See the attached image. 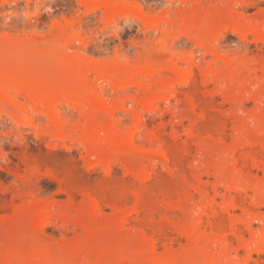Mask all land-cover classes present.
<instances>
[{
    "label": "rangeland",
    "instance_id": "obj_1",
    "mask_svg": "<svg viewBox=\"0 0 264 264\" xmlns=\"http://www.w3.org/2000/svg\"><path fill=\"white\" fill-rule=\"evenodd\" d=\"M76 1L77 0H0V37L2 39V41L0 39V55L5 52L6 54L4 53L2 56H6L10 61L11 59L15 61L18 60L19 57L25 60V57L23 58L22 56H25L26 54V57L28 56L32 59L27 58V60L33 61L35 59H39L40 57L43 58L45 55L42 54L53 56L56 51L57 54L64 53L61 55L65 56L66 59L80 57L81 59L88 61L86 63L88 66L99 62L104 64L109 60L117 58V62L120 64L117 63L118 65H114L115 67L113 70H116V66L121 67L122 70L124 69L122 66L126 67L127 65L134 70L138 66L140 67V64L142 66V64L144 65L146 63L149 67L158 69L157 72L159 71L160 73L158 72V74L161 75L163 74L162 66L164 67L166 62L168 63L169 61L177 58H186L194 55L196 60H194L191 64V68L187 64H179L181 68V75L187 68L192 70L193 76L191 84L183 87L177 86L179 91L178 95L175 100H171L170 104L164 102L159 104V109L165 115L164 118L159 119L153 112H151V110L149 111L146 109L147 111L144 113L143 119L144 124L139 130L140 133H137L134 138V146L137 151L132 156L127 155L128 157H124L126 155H123L122 157V155H119L121 154L119 151H115V153L112 154V157H110V159H113V163L111 160V173L109 175H106L105 173V165L102 160L99 159L98 161V158H100L99 156L91 158L92 156L90 157V155H87L86 146H83V142H80L84 139L83 133H85L90 126L93 127V124H102L101 126H103L104 124L112 125V123H114L113 127H115V131L117 130V133L118 130L119 132H124L127 129L129 130L133 124V110L141 111L142 105L145 107L148 102V100H144L149 94L140 91L138 87L142 86L143 82V85L145 83L147 84V82L150 83L149 81H151V79V83H155L157 80L159 81L160 78L162 79L163 76H158V74L153 76L154 81L153 78L148 79L149 77L146 79L145 77H138L137 79L135 77L133 79H129L130 77L115 76L116 78L113 80L117 79L118 82L121 80L122 82H125L126 79V82H128V80L133 82V86L131 85L126 91H120L119 93H114V90L112 91L111 84L107 82V77L104 78L102 75V77H97V75L95 76L91 74L90 77H87L90 83L88 80H85L88 82L87 85L86 83L84 84L83 81H81V79L76 75L72 77L70 76L72 80L74 78L77 80H74L75 82L80 81L78 85L83 87L85 85L86 86L84 89L81 87L82 90H80L81 88H78L79 86H77V89H79L77 92L80 91L81 93L83 92V94L77 93L74 95L77 89L75 88L76 86L73 87V84L70 85L71 87L68 86L69 84L67 82L71 79L69 78V80L65 82L67 83V86L65 85V87L63 86L61 89L64 90L65 88V90H68L69 87V93L66 91V95L68 94L69 96L67 95V99L66 95H64V98L60 96L57 98L59 101L55 100L56 105L59 104L57 107L61 112V118L63 120L62 127L63 130H65L63 131L61 128L62 132H64L63 134L61 133L62 136L64 135L62 139L52 137L54 133L56 134L58 132V129L56 132L55 128L48 127L49 117L46 116L48 114L44 115V112L43 114L40 113L38 115L39 112L36 111L35 107V109L31 108L27 103L28 101H26V105L25 98L16 97L18 102L16 105L14 104L15 106L10 103H8V105H6L7 103L5 105L4 103H2L3 105L0 104V264L6 263L4 260H7L6 256L8 255H4V253L7 254L6 252L10 250V247H14V249L11 248V250L13 249L14 251L16 247V249L19 248L20 250H17V252L20 253L21 250L29 252L33 249L35 250L37 247V249H40L41 251L43 250V252L47 254L52 253L51 256H58L61 251H65V254H71L70 256L72 257V260L74 259L76 263L106 264V262L109 261H105L107 258L104 255V249L107 248L105 246H108V242L111 246L114 245V242L119 241V246L116 247L118 248L117 250H119V248L121 249V244L129 247L136 243L139 244V241L142 243L145 238L148 239L149 237L157 240V249L155 251V256L157 257H162L165 252L167 253V249L176 253L180 251L184 252L187 249L188 241L183 235L182 226L184 225L183 217L185 215L182 209L184 206L182 202L186 203V201H183L185 200L183 198L179 199L180 197L177 195V190L178 188L180 190V188L184 187L186 190L190 191L189 194L194 197V202L192 201L194 205L192 203L190 204L192 207H196V205L201 203L202 199L193 187L196 185V181L192 178V176H194L193 173H195V169L196 171L198 169V165L203 164L200 162H206L208 166L207 169H209L208 171L212 172L210 173L212 175L203 178L204 184H208V187L213 185L215 182V178L213 177V168L218 166L215 164H220L221 166L226 167L228 171L235 170L234 175H237L240 179L245 176L247 177V175L250 180L253 179V182H255V180L261 181L264 178V148H261V146L264 147V137H261L260 140L255 137L257 133L252 132L257 130L256 124L259 123V121L264 124V104L262 105L264 97L261 102L252 101L248 97L251 95L250 91L251 93L257 91L255 88L260 89L262 86L264 88L263 70L261 72V67H264V0H124L125 5L123 7L121 17L116 18L114 22H108V20L103 18L100 11L87 13L86 7L82 4H78ZM194 17H202L206 23L213 21V26H216L220 22H222L221 25L224 24L226 26V30L221 32L222 36H218L217 31L212 33L211 46H207V48L212 51L211 52L209 50L211 53L207 51V48L200 46L196 39L193 40V38H196L197 32L189 33V31L187 32L184 27L187 32H185V34V30L183 31V27H181L182 24H186V19L188 21L189 18L192 19ZM177 25H179V27ZM217 26L214 28H217ZM180 32L185 35L181 34L182 36L180 35L181 37L179 41H176L174 44L170 43L174 36L176 34L179 35ZM191 34L193 36L195 35V37ZM216 37H219V39ZM258 38H260L261 41ZM8 39H11L9 40V43ZM64 42L65 46L59 44H64ZM166 42L170 43V45L173 44V48H170L171 51H169L168 54H165L163 58H161L162 60H154V54H156L157 50ZM60 49L62 52H57V50ZM36 52H42L41 56H38ZM144 52L145 58H142L144 56ZM18 53L19 55H16ZM30 53H35L39 58L36 57L35 54L31 56ZM146 53L148 55H146ZM147 56L149 57L146 59ZM13 57L16 58L14 59ZM172 57L175 58L173 59ZM202 57L203 62L198 64V59ZM225 57L230 60V65L233 66L231 67L233 68L232 71H235L234 63H237L241 59H247L249 62L248 68L249 70H252L245 78L246 92H244V90L238 94H234L233 96L230 95L232 98L236 96L234 98L237 100L236 103V100L234 99L235 102L231 105L223 100L227 98V95L225 96V92L221 93L224 90L219 91V89L222 88H215V85L213 84L203 85V75L201 74L203 72L202 70H205L208 67L214 69L221 66L220 70H223L222 72L225 71L229 76L230 71L226 68L227 61H223ZM51 58L52 57H50V59ZM35 62H39V65L41 62L44 63V61L40 62V60H35ZM36 63L33 62L32 64L34 65L32 67L31 63L29 64L30 67L24 66L27 67L25 69V74L35 77V74H38L39 72V74H42L41 71H45V69L47 71L51 68L47 67V69L43 66L42 68L45 69L42 70V68L40 69V66ZM35 65L38 68H36ZM44 65L46 66V64ZM52 68L56 69V67ZM57 69L59 70L60 68L57 67ZM159 69H161V71ZM51 70L53 71V69ZM76 71L77 70H72V72L77 74L78 71L77 73ZM72 72L70 70V73ZM68 74L69 73H67V75ZM73 74L74 73H72V75ZM40 76L41 75H39L38 79H40ZM61 76L62 75H60V77ZM41 78H44L43 75ZM117 81L114 82L118 83ZM137 81L142 83L139 85L137 84ZM72 83L74 82L72 81ZM89 84L92 86L87 87ZM71 88H73L72 90L75 92H73ZM88 88H90V90H88ZM101 88L105 89V93L102 95L99 93ZM58 89L60 90L59 87ZM64 91L63 93L65 94ZM89 93H92V95H88L89 97L85 95ZM9 94L10 96L12 95L11 98L16 96H14V92H10ZM78 95L82 98L86 97L87 102H90L89 105L91 104V106L93 104H98V102H104V105L99 103L104 108L102 107L100 112L97 110L99 115H96V113L93 115L94 113H92L93 116H91L93 118L91 117V120H88L87 116H85L86 109L84 108L88 109L89 107L85 106L83 108L82 105L80 109V105L82 103L77 102L81 101L82 98ZM191 96L192 98L199 99H197L199 102L195 100L197 103V107H195V109L197 108L196 110H192V107H189V97L191 98ZM224 96L225 98H223ZM149 97L147 99H149ZM131 98L137 99V101L140 99L142 102L139 100V105L133 104L132 102H129ZM123 100L126 102L122 106L121 103L124 102ZM70 101H74V105ZM69 104H71V106ZM17 105L18 107H22L23 110L22 108L16 107ZM169 105L171 106L170 108ZM73 107H76V110ZM82 108L85 111L82 110ZM189 113H191V117L193 115L192 118L194 123L191 122L193 123L191 124L190 121L183 120L181 124H178L177 119H179L182 115H189ZM49 114L51 115V113ZM83 116L86 118L87 122ZM254 116H258V118H256L259 119L256 123L254 122L256 120ZM218 119L222 122L218 121ZM252 119H254V121ZM225 120L226 123H224ZM16 121L19 122V128H17L15 124ZM222 123L224 126H222ZM237 123L239 126L242 124V127L249 126L246 128V131H250L252 129V131L249 132L250 136L253 133L256 139L251 136L253 138L250 139L252 140L250 142L253 143L251 148H248L247 146L242 147L246 149H243V151L242 149H237L233 153L234 156H231L232 148L230 146H233L235 140L234 137L237 135L234 134L236 133L235 127L238 128L235 126L238 125ZM253 124L256 126L255 128ZM241 126L240 130L242 128ZM221 127L223 132L222 135L219 136V139L218 135L220 134H216V130ZM242 129L245 130L244 128ZM190 131L199 132L197 133L199 137H196L198 139H190ZM48 132H52V135ZM154 132H158L157 134H159L157 135L159 140L157 142L155 141V144L153 142L150 143L148 139H144ZM59 133L60 132H58V134ZM125 133L126 132H124V135ZM154 134L156 135V133ZM122 135L123 134H121V137L124 138V135ZM173 135L175 138H173ZM260 136L261 135L258 137ZM110 137L111 134L108 136V139ZM103 139H105V137H103ZM199 140L201 145L197 147ZM99 142H102V140ZM184 142L188 144L189 151L187 153L183 152L182 149ZM203 142H207L208 146L207 144H203ZM209 144L211 146L217 145L220 148L214 146L215 149L213 147V150L215 151H213L212 148L208 150ZM202 145L204 146L202 147ZM200 147L203 150L200 149ZM206 147L208 148L206 149ZM204 148L208 151V153H206L207 151H204ZM150 150L151 152L154 151V153L159 154L152 157L153 161L152 158L150 161L146 159L143 160L144 155L149 153ZM227 152L230 154H227ZM160 153L164 154L166 161L164 158L161 159L162 156H160ZM95 162L96 165H93ZM89 165H93V169L91 171L88 170ZM244 166L249 168L251 174L245 173L246 175L244 176L240 175L244 172L242 171ZM146 174H149V176L151 175L150 178L146 180L144 179L143 182H140L139 179L141 177H147ZM192 183H194L193 186H191ZM137 191H144L143 193L147 194V197L151 198L152 203L161 207V213H154L155 218L153 217L152 219L154 222L151 221L152 223H150L147 221L149 220L147 219V213L150 212V208L148 207H142L136 214L131 212V210L133 211L134 209L135 194L138 193ZM222 193L227 196L226 199H228L229 195L228 200L230 202L232 201V193L229 194L224 191H222ZM241 196L244 201L240 199L241 197L239 199L243 203L245 202L244 205L246 204V206H250V203L253 201V193L248 192L247 196ZM93 197L100 199L102 212L93 219V223L91 221H89L91 223L87 222V224H91L89 228L94 225L93 230H95V234H93L94 232L92 233L93 235L90 233L92 237H88L87 235H89V233L86 232L87 230L85 231V229H89L87 227L89 224H86L87 219L84 223V227H82V225L81 228L80 226H77L78 223L76 221L78 220V216L82 214V210L89 211V206H91L90 200ZM119 199H123L124 201L117 204V200ZM220 201L221 200L218 199L217 204H219ZM33 203L35 207L32 206ZM220 204L215 207L216 211H219L218 209H220ZM165 205L172 206L169 207L171 209H169L168 212L166 211L167 207ZM179 205L182 207L180 208ZM46 209L51 215L53 214V216H51L53 219L50 218L52 221H49V224L47 223L48 225L45 227L44 232L40 233L36 231V228L39 227L37 224L39 221L36 219L37 217L34 218V216L38 212H42L41 210L44 211ZM78 211H81V213L78 214ZM85 211L83 212V216H87ZM127 212L132 214L129 222L130 225L127 224L120 230L118 226V216L120 213ZM257 212L261 215L264 214V208H260ZM164 214L169 217H167V221L163 220L165 218ZM233 214L236 218H238V216L242 217L243 213L236 210ZM55 215L57 217L58 215L59 217L63 215L64 217L67 216V221L71 220V222H69L70 225L65 224L67 221L64 223L60 221L61 218L58 220L59 217L57 218ZM86 216L85 218H87ZM225 216H223L225 218L224 220H216L215 225L222 228V234H227L232 241L233 246H236L237 238H235V236L231 237L228 222L229 217L228 215ZM211 217L212 214L209 213V217L207 216L204 218L201 226V230H204L203 232L206 235H209V232L211 231L210 225L214 222ZM30 218H32V220ZM26 220L27 224H25ZM168 220L171 223H169ZM31 221L32 223H30ZM115 223L117 227H115ZM23 225L26 228V231L25 228H23ZM19 226L20 228H18ZM114 227L119 230H114ZM30 228L31 230L34 229L36 233L34 231H30ZM253 228L255 230L254 232L257 231L258 233V231L261 230V225L254 223ZM241 229H243V227H241ZM112 230L113 232H109ZM21 231L23 233H21ZM88 231L90 232V230ZM141 232H143V234H140ZM144 235L145 238L142 240L141 237L143 238ZM249 235L251 234L243 229V238L246 241L251 239V236ZM14 243H16V245ZM21 243H23V245ZM24 243L26 244L24 245ZM33 243L34 246H32ZM102 248L103 252L101 251ZM44 249L49 250L44 251ZM96 249L99 251H95ZM77 255L78 257H76ZM245 255V252L240 251L237 258L233 257V255L230 260L241 262L244 258H246ZM48 256H46V258H48ZM49 258L51 257L49 256ZM39 261L36 263L52 264L55 260H52V262L50 259ZM81 261L83 263H81ZM140 263L146 264V262ZM148 263L149 262H147V264ZM250 264H264V255H261V258L260 256H253V261H251Z\"/></svg>",
    "mask_w": 264,
    "mask_h": 264
},
{
    "label": "bare ground",
    "instance_id": "obj_2",
    "mask_svg": "<svg viewBox=\"0 0 264 264\" xmlns=\"http://www.w3.org/2000/svg\"><path fill=\"white\" fill-rule=\"evenodd\" d=\"M76 2H78V4H82V5H84L85 7H86V11H87V13H95V12H97V11H100L101 12V14L103 15V18H105L106 20H108V22H114L115 21V19L116 18H119V17H121V14H122V12H123V7H124V5H125V3H124V0H77ZM86 13V14H87ZM195 18V19H194ZM194 18H189L188 19V21H187V19L185 20L186 22V24L185 25H183L182 24V26L181 27H183V31L185 30V28H186V30H187V32L189 31V33L191 32H197V36H196V38H193V40L194 39H196L197 41H198V43H199V45L200 46H203V47H205V48H207V46L209 47V46H211V42H212V39H211V36H212V33L213 32H215V31H217L218 32V36H222V34H221V32L222 31H225L226 29V26L224 25V24H222L221 25V23L222 22H218L219 24H215L216 26H217V28H214V27H216V26H213L214 25V22L212 21V22H209V23H206V22H204V19L201 17V18H196V17H194ZM191 19V20H190ZM182 20V19H181ZM181 20H180V22H181ZM183 20V21H184ZM170 21V20H169ZM171 22V21H170ZM212 25H211V24ZM173 24V23H172ZM210 24V25H209ZM224 25V26H223ZM178 27H179V25H177ZM180 27V28H181ZM185 27V28H184ZM156 29V28H155ZM158 30V29H157ZM181 30H182V28H181ZM186 30L184 31V33L186 32ZM180 31V30H179ZM186 32V33H187ZM183 33V34H184ZM185 33V34H186ZM194 33V34H195ZM255 33V32H254ZM182 34V32H180V34L179 35H173L174 36V38L171 40V42L170 43H175L176 41H179V39H180V37L183 35H181ZM184 34V35H185ZM215 34V33H214ZM213 34V35H214ZM181 35V36H180ZM192 35V34H191ZM196 35V34H195ZM195 35L193 36V37H195ZM188 36H189V34H188ZM215 38V37H214ZM217 38V37H216ZM0 39H1V37H0ZM192 39V38H191ZM217 39H219V37L217 38ZM258 39H260V38H258ZM263 39H264V37H263ZM262 39V40H263ZM5 40H7V39H5ZM9 40H11V39H8V43H9ZM13 40V39H12ZM169 40V39H168ZM1 41H2V39H1ZM166 41H167V39H166ZM200 41V42H199ZM218 41V40H217ZM260 41H261V39H260ZM14 42H15V40H14ZM59 42V41H58ZM263 42H264V40H263ZM11 43V42H10ZM170 43H162L163 45L161 46V48H159L158 50H157V52H156V54H154V60H162L161 58H163V56L165 55V54H168V52L169 51H171V47L173 48V44L172 45H170ZM60 45H62V46H65V42H64V44H62V43H59ZM210 44V45H209ZM213 44V43H212ZM58 45V44H57ZM56 45V46H57ZM59 45V46H60ZM67 45V44H66ZM170 45V46H169ZM2 46V45H1ZM59 46H58V48H59ZM61 48V47H60ZM202 48V47H201ZM2 49H5V48H2ZM62 49H64V48H62ZM208 49V48H207ZM65 50V49H64ZM67 50V49H66ZM209 50L210 49H208L207 51L209 52ZM211 51V50H210ZM9 52V51H8ZM57 52H62V50L60 49V50H57ZM207 52V53H208ZM212 52V51H211ZM211 52H209V53H211ZM2 53V52H1ZM5 53V52H4ZM3 53V54H4ZM11 53V52H10ZM26 53V52H25ZM37 53V52H36ZM40 52H38L37 53V55L39 56H41V54H42V52L39 54ZM44 53V52H43ZM151 53V52H150ZM153 53V52H152ZM171 53V52H170ZM2 54V55H3ZM6 54V53H5ZM8 54V53H7ZM31 54V53H30ZM30 54H28V55H30ZM35 53H33V54H31V56L32 55H34ZM52 54V53H51ZM54 54V53H53ZM61 54H64V53H56V51H55V54L52 56V55H48V54H42V55H45L43 58H39L36 54H35V56L36 57H38L39 59H35V60H40V62L41 61H44V63L43 62H41V64L39 65L38 63H36L35 62V60H33V61H31L32 59L31 58H29L28 56L26 57V54H25V56H22L23 58L25 57V60L24 59H22L21 57H19V59L18 60H12L11 59V61L10 60H8V58L6 57V56H2V55H0V104H2V103H4V105L6 104V105H8V103H10V104H15L16 105V103L18 102L17 101V98L16 97H23V98H25L24 100H25V103H26V101H28L27 103H28V105H30V107L31 108H33V109H35L36 108V111L37 112H39L38 113V115L40 114V113H44V115L45 114H48V115H46L47 117H49V121H48V127H52V128H55L56 130V132H57V129H58V132H60L59 134H58V132L55 134H51L52 132H48L49 134H51L52 135V137L54 138H60V139H62V137L64 136H62V134L64 133V132H62V130H63V127H62V125H63V120H62V118H61V112L59 111V109H58V107H57V105H59V104H57L56 105V101L55 100H57V98L58 97H63L64 98V95H66V91H68V93H69V91H70V89H69V87H68V90H65V88H64V90H61L62 88H63V86L65 87V85L67 86V83L69 84L68 86H70V85H74L73 87H75L76 89H77V86H79L78 88H81V87H83V86H81V85H78L79 84V80L81 79V81H83V83L85 84L86 83V85L88 84V82L90 83V81L88 80V78L87 77H90V75L92 74V75H97V77H102V76H104V78L105 77H107V82H109L110 84H111V89H112V91L114 90V93L115 92H120V91H126L131 85H132V81L130 82L129 80H128V82H126L127 81V79H126V81L125 82H122V80L120 81V82H118L117 81V79H115V80H113L114 78H116L115 76H117V77H119V76H124V77H130L129 79H133V78H135L136 77V79L138 78V77H145V79L146 78H148V79H150V78H153V76H155V75H157L158 74V72H157V70L158 69H153L152 67H149L148 65H146V63L143 65L142 64V66H141V64H140V67L138 66L137 68H139V69H137V68H135L134 70L133 69H131L128 65L126 66V67H124V66H122L124 69H122L121 70V67H118V66H116V70H113V68L115 67L114 65H118V64H120V63H118L117 61V58H114V59H112V60H109V61H107V63L105 62L104 64L103 63H97V64H94V65H91L90 64V66H88L86 63L88 62V61H85V60H83V59H81L80 57H75V58H69V57H67V58H69V59H66V57L65 56H63V55H61ZM9 55V54H8ZM11 55V54H10ZM16 55H19V53L18 54H16ZM60 55V56H59ZM144 55V56H143ZM143 57L142 58H145V52L143 53ZM146 55H148L147 53H146ZM13 56H14V54H13ZM21 56V55H20ZM30 56V57H31ZM35 56H33V57H35ZM46 56H47V58H48V60H47V58H46ZM49 56V57H48ZM63 56V57H62ZM169 56H171V55H169ZM173 56V55H172ZM174 56H175V54H174ZM50 57H52L51 59H50ZM65 57V58H64ZM149 56H147L146 57V59L148 58ZM151 57V56H150ZM14 58V57H13ZM16 58V57H15ZM14 58V59H15ZM18 58V57H17ZM27 58H29V59H31L30 61L29 60H27ZM46 58V59H45ZM152 58V57H151ZM173 59L175 58V57H172ZM22 59V60H21ZM42 59V60H41ZM145 59V60H146ZM149 60V59H148ZM168 60V59H167ZM194 60H196V57L193 55V56H189V57H183V58H180V59H174V60H172V61H169L168 63L166 62V65H164V67L162 66V71H163V74L161 75V74H158V76L159 75H161V77H162V79L160 78V80L158 81L157 80V82H155V83H151V81H152V79H151V81H149L150 83H148L147 82V84L145 83L144 85H143V83H142V86H139L138 88H139V90L140 91H142V92H144V93H147V94H149L148 95V97H149V99H145L144 101H147L148 100V102H147V104H146V106L144 107L143 105H142V107H141V111H137V110H133V117H132V119H133V124L131 125V128L128 130H126V131H124V132H126L125 133V135H124V132H119V130H118V133L114 130V128L115 127H113V124L114 123H112V125L110 124V125H106V124H104L103 126H101V125H99L98 123V125H94L93 124V127L92 126H90V128L85 132V133H83L84 134V139L82 140V141H80V142H83L82 144H83V146H86L85 148H86V151H87V155H90V157L91 158H93V157H95V156H99L100 158H98V161H99V159L100 160H102V162L104 163V165H105V173H106V175H109L110 173H111V160H112V163H113V159L111 158L110 159V157H112V154L113 153H115V151H119L121 154H119V155H122V157H123V155H126V156H124V157H128L127 155H133L137 150L135 149V146H134V138H135V135L137 134V133H140L139 132V130H140V128L143 126V124H144V121H143V119H144V113L147 111V110H151V112H153L159 119H162V118H164V113L159 109V104L160 103H167V104H170V102H171V100H175L176 99V97H177V95H178V89H177V86H179V87H183V86H189L190 84H191V79H192V76H193V72H192V70L190 69L191 68V64L193 63V61ZM156 61V62H157ZM223 61L224 62H226V68H227V70L228 71H230V73H229V76H228V74L224 71V72H222L221 70H220V67L218 66V68H219V70H218V68H210V67H208L207 69H205V70H202L203 72L201 73L202 75H203V85H207V84H213V85H215V88L217 87V88H222V89H219V91L220 90H224L223 92H221V93H224L225 94V96L227 95V98L226 99H223V100H225V102L226 103H230V105L231 104H233L234 102H235V100H236V98H234V97H236V96H234L233 98L231 97V96H233L234 94H238V93H240L241 91H244L245 90V88H246V81H245V78H246V76H247V74H249V72H251L252 70L250 69L249 70V62L247 61V59H241L240 61H238L237 63H234L235 64V67H234V69H235V71H232V69L233 68H231V67H233V66H231L230 64V60L229 59H227L226 57H225V59H223ZM36 63V64H38L39 66H40V69L44 66L45 68H49V67H51V68H49V70H47L46 71V69L45 68H42V70L43 69H45V71L43 70V71H41L42 72V74H35L34 76L35 77H32V76H30V75H28V74H25V69L27 68V67H24V66H28V67H30L29 66V64L31 63V67L34 65V64H32V63ZM145 62V61H144ZM143 62V63H144ZM203 62V57L202 58H200V59H198V64H201ZM248 62V63H247ZM90 63V62H89ZM88 63V64H89ZM96 63V62H95ZM118 63V64H117ZM141 63V62H140ZM158 63V62H157ZM182 63H184V64H187L188 66H190V68H187L186 69V71L184 72V73H182V75H181V72H180V70H181V68H180V66H179V64H182ZM44 64H46V66L44 65ZM42 65V66H41ZM124 65V64H123ZM130 65V64H129ZM60 66V67H59ZM61 66H62V68H61ZM120 66V65H119ZM137 66V65H136ZM152 66V65H151ZM35 67H36V65H35ZM52 67H56V69H54V68H52ZM57 67L58 68H60L59 70L57 69ZM117 67H118V69H117ZM135 67V66H134ZM133 67V68H134ZM263 67V66H262ZM261 67V72H262V70H263V73H264V67L262 68ZM36 68H38V67H36ZM47 68V69H48ZM64 68V69H63ZM120 68V69H119ZM51 69H53V71L51 70ZM77 70L78 71V73H77V71H76V73L79 75H77V74H75V72H72V70L73 71H75V70ZM29 70V69H28ZM32 70H33V68H32ZM68 70H69V72H68ZM70 70H71V72L72 73H74L73 75H72V73H70ZM160 71H161V69H159ZM225 70V69H224ZM27 71V70H26ZM49 71H51V72H49ZM58 71V72H57ZM102 71V72H101ZM29 72H31V71H29ZM28 72V73H29ZM46 72V73H45ZM56 72V73H55ZM62 72V73H61ZM27 73V72H26ZM47 73H49V74H47ZM67 73H69L68 75H67ZM160 73V72H159ZM31 74V73H30ZM44 74H45V76H44ZM71 74V75H70ZM32 75V74H31ZM39 75H41L40 76V79H38L39 78ZM42 75H43V77L45 78H41L42 77ZM48 75V76H47ZM50 75V76H49ZM57 75H59V76H57ZM60 75H62L61 77H60ZM77 76V77H79V78H77V79H79L78 81L79 82H75L74 80H76L74 77V79L72 80V76ZM102 75V76H101ZM180 75V76H179ZM46 76H47V80H46ZM53 76V77H52ZM63 76H64V78H63ZM71 76V77H70ZM59 77V78H58ZM68 77V78H67ZM121 77H120V79H121ZM67 78V79H66ZM69 78H71L70 80H69ZM103 78V79H104ZM42 79V80H41ZM44 79V80H43ZM64 79V80H63ZM101 79V78H100ZM122 79H124V78H122ZM144 79V80H145ZM67 80H69L68 82H67ZM85 80H88V82L87 81H85ZM125 80V79H124ZM236 80V81H235ZM60 81H61V83H62V87H61V83H60ZM64 81V82H63ZM72 81L74 82V83H76V84H74V83H72ZM77 81V80H76ZM117 81L118 83H115V82ZM134 81V80H133ZM146 81V80H145ZM153 81H154V78H153ZM156 81V80H155ZM245 81V82H244ZM65 82H67V83H65ZM138 82V81H137ZM65 83V84H64ZM71 83V84H70ZM82 83V82H81ZM83 83H82V85H83ZM108 83V84H109ZM134 83H135V81H134ZM140 82H138L137 84H141ZM234 83H235V85H234ZM136 84V83H135ZM85 85V86H86ZM84 86V87H85ZM92 86V85H91ZM90 86V84L87 86V87H91ZM110 86V85H109ZM133 86V85H132ZM137 86V85H136ZM58 87L60 88V90L58 89ZM71 87V86H70ZM84 87H83V89H84ZM257 87V86H256ZM260 87V86H259ZM75 88H74V90H75ZM137 88V89H138ZM262 88H263V86H262ZM262 88H255L257 91L255 92L254 91V93H251V91H250V96H248L252 101H262L263 100V97H264V88H263V90H262ZM73 88H71V90H72ZM85 89H87V88H85ZM79 89H77L76 90V92L75 91H73V92H75L74 93V95L75 94H77V93H80V94H83V92L81 93L80 91L79 92H77ZM80 90H82V88L80 89ZM88 90H90V88H88ZM87 90V91H88ZM216 90V89H215ZM63 91L65 92V94L63 93ZM84 91V90H83ZM86 91V92H87ZM94 91V90H93ZM96 91V90H95ZM218 91V90H217ZM216 91V92H217ZM10 92H14L15 94H14V98H11L12 97V95L10 96ZM244 92H246V90L244 91ZM243 92V93H244ZM72 93V92H71ZM70 93V94H71ZM101 95L102 94H104L105 93V89L104 88H101L100 89V92H99ZM219 93V92H218ZM215 94H217V93H215ZM242 94V93H241ZM63 95V96H62ZM68 95V94H67ZM67 95H66V99H67ZM85 95H92V93L90 94H85ZM213 95V94H212ZM223 95V94H222ZM231 95V96H230ZM69 96V95H68ZM77 96V95H76ZM79 96V95H78ZM225 96L223 97V98H225ZM73 97H75V96H73ZM79 97H81V96H79ZM89 97V96H88ZM98 97V96H97ZM238 97V96H237ZM69 98V97H68ZM82 98V97H81ZM80 98V99H81ZM99 98V97H98ZM248 98V99H249ZM72 99V98H71ZM70 99V100H71ZM73 99H75V98H73ZM83 99H86V97H84V98H82V100L81 101H79V102H77V103H82L81 105H80V109H81V106L84 108L85 106L86 107H89L88 109L87 108H84V109H86V111L82 108V110H84L85 111V116H87V118H88V120H91V117L93 116V115H95V113H96V115H99V112H100V109H102V107L103 106H101L100 104H102V105H104L103 103L104 102H102V100H101V102L102 103H100V102H98V104H93L92 106H91V104L89 105V103L90 102H87V99L86 100H83ZM89 99V98H88ZM92 99V98H91ZM91 99H90V101H91ZM97 99V98H96ZM124 99V98H123ZM139 99V98H138ZM198 99V98H197ZM197 99H195V98H192V96H191V98L189 97V102H190V106L189 107H192L191 109L192 110H194L195 109V107H197L196 106V102H195V100L197 101ZM235 99V100H234ZM77 100V99H76ZM95 100V99H94ZM140 100V99H139ZM139 100L137 101V99H132L131 98V100L129 101V99H128V101L129 102H132L133 104H137V105H139L138 104V102H139ZM199 100V99H198ZM57 101H59V99L57 100ZM124 101V100H123ZM141 102H142V100H140ZM70 102H74V101H70ZM96 102V101H95ZM125 102L126 101H124L123 103H121V105L123 106L124 104H125ZM197 102H199V101H197ZM27 103H26V105H27ZM58 103V102H57ZM69 103V102H68ZM76 103V102H75ZM76 103V104H77ZM100 103V104H99ZM236 103H237V100H236ZM259 103V102H258ZM9 104V105H10ZM76 104H75V106H76ZM119 104V103H118ZM264 104V101H263V103H262V105ZM3 105V104H2ZM13 105H11V106H13ZM14 105V106H15ZM20 105V104H19ZM70 106H71V104H69ZM69 105H67V106H69ZM73 105H74V103H73ZM97 105H99V106H97ZM201 105V104H200ZM13 106V107H14ZM91 106V107H90ZM168 106V105H167ZM237 106V105H236ZM240 106V105H239ZM264 106V105H263ZM263 106H261V107H263ZM16 107H18V105L16 106ZM35 107V108H34ZM171 106L169 105V108H170ZM18 108H22V107H18ZM37 108H38V110H37ZM73 108H75V110H76V107H73ZM78 108H79V105H78ZM104 108V107H103ZM139 108H140V106H139ZM138 108V109H139ZM145 108V109H144ZM264 108V107H263ZM120 109H122V108H120ZM133 109V108H132ZM135 109V108H134ZM147 109V110H146ZM197 109V108H196ZM195 109V110H196ZM18 110V109H17ZM20 110V109H19ZM22 110H23V108H22ZM97 110H99V112L97 113ZM106 110V109H105ZM108 110V109H107ZM34 111V110H33ZM52 111V112H51ZM95 111V112H94ZM102 111V110H101ZM189 111H191V110H189ZM27 112V111H26ZM47 112V113H46ZM104 112V111H103ZM150 112V113H151ZM194 112V111H193ZM49 113H51V115L49 114ZM92 113H94L93 115H92ZM191 113H189V115L187 114V115H182V116H180V118L179 119H177L178 120V124H181L182 122H183V120H188V121H190V123L191 122H193L194 123V121H193V115H192V117H191V115H190ZM192 114H194V113H192ZM92 115V116H91ZM155 116V117H156ZM184 116V117H183ZM97 117V116H96ZM255 117V116H254ZM257 118H258V116H256ZM255 117V121H254V119H252L255 123L256 122H258L257 120H259V119H257ZM83 118H85L84 116H83ZM93 118V117H92ZM98 118V117H97ZM203 118V117H202ZM218 118V117H217ZM253 118V117H252ZM99 119V118H98ZM157 119V118H156ZM220 119V118H219ZM218 119V121H220ZM261 119V118H260ZM93 120V119H92ZM95 120H96V118H95ZM195 120V119H194ZM222 120V119H221ZM85 121H86V118H85ZM102 121V120H101ZM224 121V120H223ZM87 122V121H86ZM94 122V121H93ZM105 122V121H104ZM220 122H222V121H220ZM253 122V123H254ZM103 123V122H102ZM193 123H191V124H193ZM224 123H226V120H225V122ZM241 123V122H240ZM16 126H17V128H19V122L18 121H16ZM88 124V123H87ZM96 124V123H95ZM238 124V123H237ZM262 124V125H261ZM90 125V124H89ZM242 124H240V126H241ZM254 125V124H253ZM222 126H224L223 125V123H222ZM235 126H237L238 128H236L235 127V132L236 133H234V134H237L236 135V137H234V143H233V146L231 145L230 147L232 148V150H231V156H234V152H235V150H239V149H242V151H243V149L244 148H242V147H248V148H251V146H252V142H250V141H252V140H250L252 137L251 136H253L254 137V135H253V133L252 132H256L255 134V137H257V138H261V137H264V124H263V122H261L260 123V121H259V123H257L256 124V126H257V130H255V131H252V129L250 130V131H252L251 133H252V135L250 136V131H246V128H248V127H242V128H244L245 130H243L242 128H241V130H240V126H239V124L238 125H235ZM255 125H254V128L256 127ZM80 127V126H79ZM79 127H78V129H79ZM89 127V126H88ZM176 127V126H175ZM61 128H62V130H61ZM65 128V127H64ZM82 128V127H81ZM81 128H80V130H81ZM84 128V127H83ZM86 128V127H85ZM174 128V127H173ZM224 128V127H223ZM78 129H76V130H78ZM221 129H222V127L221 128H219V129H217L216 130V134H220V135H218V137L219 136H221L222 135V132H223V129H222V131H221ZM250 129V128H249ZM60 130V131H59ZM80 130H78V131H80ZM248 130V129H247ZM51 131H53V130H51ZM63 131H65V130H63ZM195 131H197V130H195ZM191 132L190 131V135H189V138L191 139H194V138H196V137H199L198 136V134L197 133H199V132ZM54 132V131H53ZM83 132V131H82ZM81 132V133H82ZM215 132V131H214ZM213 132V133H214ZM221 132V133H220ZM62 133V134H61ZM68 133V132H67ZM123 134L124 135V138H122L121 137V134ZM154 133H156V135L154 134ZM154 133H151V135H149V136H147V137H145L144 139H148V141H150V143H154L155 144V141L157 142L159 139H158V136L157 135H159V134H157L158 132H154ZM196 133V134H195ZM111 134V139L109 138L108 139V136ZM113 134V135H112ZM55 135V136H54ZM70 135V134H69ZM122 135V136H123ZM259 135H261L260 137H258ZM65 136H66V134H65ZM105 137V139H103V137ZM113 136V137H112ZM177 136V135H176ZM101 137H102V139H101ZM212 137V136H211ZM254 137V138H255ZM173 138H175L174 137V135H173ZM209 138V137H208ZM65 139V138H64ZM64 139H63V141H64ZM81 139H82V137H81ZM196 139H198V138H196ZM219 139H220V137H219ZM222 139V138H221ZM253 139V138H252ZM256 139V138H255ZM69 140V139H68ZM100 140H102V142H99ZM258 140V139H257ZM257 140H255V141H257ZM261 140V139H260ZM203 141V140H202ZM233 141V140H232ZM204 142H205V140H204ZM203 142V144H207V142L206 143H204ZM258 142H259V140H258ZM258 142H257V144H258ZM199 144L197 145V147H199V145H201L200 144V140H199V142H198ZM202 143V142H201ZM208 143H210V142H208ZM81 144V145H82ZM211 144V143H210ZM209 144V149L208 150H210L211 148H212V150H213V147L215 146V145H210ZM255 144V143H254ZM152 146V145H151ZM183 146V145H182ZM204 145H202V147H203ZM207 146H208V144H207ZM217 146V145H216ZM215 146V147H216ZM254 146V145H253ZM256 146V145H255ZM259 146H261V145H259ZM215 147H214V149H215ZM218 147V146H217ZM229 147V148H230ZM182 148V147H181ZM208 147H206V149H207ZM218 148H220V147H218ZM230 148V149H231ZM254 148V147H253ZM261 148H264V147H262L261 146ZM150 149V148H149ZM183 152H188L189 151V148H188V144L187 143H185L184 142V146H183ZM200 149H202L201 147H200ZM199 149V150H200ZM205 149V148H204ZM204 150L205 152L207 151V150ZM246 149V148H245ZM244 149V150H245ZM152 150V149H151ZM151 150L149 151V153H146L145 155H144V157H143V160L144 159H146V160H151V158L152 157H154V155L155 156H157L158 154H156V153H154V151H152L151 152ZM153 150H154V148H153ZM203 150V149H202ZM211 150V151H212ZM228 150V149H227ZM160 151V150H159ZM162 151V150H161ZM204 151H201V152H204ZM210 151V152H211ZM213 151H215V150H213ZM212 151V152H213ZM226 151V150H225ZM140 152V151H139ZM138 152V153H139ZM197 152H198V150H197ZM209 152V153H210ZM230 152V151H229ZM229 152H227V154L229 153ZM248 152V151H247ZM144 153V152H143ZM206 153H208V151L206 152ZM245 153V152H244ZM198 154V153H197ZM211 154V153H210ZM230 154V153H229ZM249 154V153H248ZM109 155H111V156H109ZM115 155V154H114ZM204 155V154H203ZM202 155V156H203ZM205 155H207V154H205ZM245 155H247V154H245ZM143 156V155H142ZM141 156V157H142ZM160 156H162V158L161 159H163L164 158V160L166 159L165 158V156H164V154L163 153H160ZM200 156V155H199ZM229 156V155H228ZM134 157V156H133ZM156 158V157H155ZM233 158V157H232ZM142 160V159H141ZM152 161H153V158H152ZM166 161V160H165ZM142 163V162H141ZM200 163H203V164H205V165H198V169H197V171H196V169H195V173H193V175L194 176H192V178L196 181V185L195 186H193V184L194 183H192L191 184V186H193L194 188H195V190L197 191V194L198 195H200V197H201V199H202V201H201V203L199 204V205H196V207L194 206V207H192L190 204L192 203L193 204V198L194 197H192L190 194H189V192L190 191H188V190H186L184 187L183 188H180V190H179V188H178V190H177V195L180 197L179 199H181V198H183V199H185V200H183V201H186V203H183L182 202V204H184V206L182 207V206H180V205H182V204H180L179 206H180V208L182 207V209H183V213H184V217H183V222H184V225L182 226L183 227V235L185 236V238L187 239V243H188V246H187V249L184 251V252H173V251H169L168 249L166 250L167 251V253L165 252L164 253V255L162 256V257H157V256H155L156 254H155V251H156V249H157V245H156V239H153V238H151V237H149L148 239L147 238H145V235L143 236V238L141 237V239L143 240L144 238V241H142V243H140V241H139V244H134V245H131V246H125V245H123V244H121L122 246H120L121 247V249L119 248V250H117L118 248H116V247H118L119 245H118V242H114V245H109V242H108V246H105V247H107V248H105L104 246V255H105V257L107 258V260L105 259V261H109V262H106V264H139L140 262H146V264H147V262H151L150 264H250V262L251 261H253V256H257V257H259L260 256V258H261V255H264V214H260V213H258L257 211L260 209V208H264V178L261 180V181H256L255 180V182H253V179H249L248 178V175H247V177L245 176V177H242V176H244V175H246L245 173H248V174H251V171L249 170V168L248 167H246V166H248V165H246V166H244V168H245V170H244V168H243V170L242 171H244V172H242L243 174H240V175H242L241 177V179L237 176V175H234L235 173H234V171L235 170H233V171H231V170H227V168L226 167H224V166H221L220 164H215V165H218V166H216V167H214L213 168V177L215 178V182H214V184L213 185H211L210 187H208L207 185L208 184H204V182H203V178L204 177H208V176H210V175H212V174H210V173H212V172H209L208 170L209 169H207L208 168V166H207V163L206 162H200ZM244 163L246 164V162L244 161ZM244 164V165H245ZM93 165H96V162H95V164H93ZM93 165H89V167H88V170L89 171H91L92 169H93ZM220 165V166H219ZM251 168V167H250ZM246 171V172H245ZM264 172V171H263ZM149 173V172H148ZM150 174V173H149ZM149 174H146V176L147 177H141L140 179H139V181L140 182H143V180L145 179H149L150 178V176H149ZM239 174V173H238ZM250 177V176H249ZM193 180V181H194ZM258 180V179H257ZM191 183V182H190ZM212 187V188H211ZM194 190V191H195ZM175 191V190H174ZM222 191H224L225 193H229V194H231L230 196L232 197H230L231 198V202L228 200L229 199V195H228V199H226L227 198V196H225L223 193H222ZM138 192V191H137ZM140 192V191H139ZM136 193L135 194V205H134V209H133V211L131 210V212H133L134 214H136V213H138L139 212V209H141L142 207L144 208V206L145 207H148V208H150L149 210H150V212H148L147 213V219H149V220H147V221H149L150 223H152V222H154V221H152V219H153V217H154V213L156 212V213H161L162 211H161V207H158L157 205H155L154 203H152V200H151V198L150 197H147V194H145V193H143L142 191L140 192V193ZM176 192V191H175ZM248 192H251V193H253V198H252V202L250 203V206H246V204L244 205V203L242 202V201H244V199L242 200V196L241 195H244V196H247V194H248ZM233 194H234V196H233ZM241 197V198H240ZM242 200H240V199ZM218 199H220L221 201H220V206H219V208L220 209H218L219 211H216L215 210V207L217 206V205H219V204H217V200ZM229 202H228V201ZM91 202V206H89V211L87 210V211H85V213H87V216L86 215H84L83 216V210H82V214H80L81 213V211H78V214H80V216H78V220L76 221L78 224H77V226H80V228H81V226L82 227H84V223H85V221H86V219H87V221H86V224H87V222H89V221H94L93 219L94 218H96L101 212H102V204H101V201H100V199L99 198H97V197H93V198H91V200H90ZM124 200L123 199H119V200H117V204H120V203H122ZM182 201V200H181ZM181 201H180V203H181ZM193 201V202H192ZM179 203V202H178ZM188 203V204H187ZM166 204V203H165ZM170 204V203H169ZM194 205V204H193ZM33 207H35L34 206V203H33V205H32ZM157 206V207H156ZM166 206V205H165ZM171 206V205H170ZM170 206H166L167 208V212L169 211V209H171V208H169ZM172 207V206H171ZM30 208H31V206H30ZM164 208V207H163ZM175 208V207H174ZM179 208V207H178ZM177 208V209H178ZM165 209V208H164ZM163 209V210H164ZM181 209V210H182ZM180 210V211H181ZM236 210H239V211H241L243 214H242V217H240V216H238V218H236L235 217V215L233 214ZM42 212H38L35 216H34V218L35 217H37L36 219L39 221V223H37L38 224V228H36V231L37 232H40V233H43L44 232V229H45V227H47V225L49 224L48 222L49 221H52V220H50V218H51V216H53V214L51 215L50 213H49V211H47V209L46 210H41ZM209 213L210 214H212V217L211 218H213V220H214V222H212V224L210 225L211 226V231L209 232V235H206L203 231L204 230H201V226H202V223H203V220H204V218L205 217H209ZM40 214V215H39ZM167 214V213H166ZM166 214H164V217L166 218H164L163 220L165 221H167V215ZM37 215H39V216H37ZM131 213L129 212H127V213H120L119 214V220H118V223H119V228H120V230L121 229H123L124 228V226L125 225H127V224H129V222H130V219H131ZM157 215H159V214H157ZM225 215H228V219H229V230H230V235H231V237L232 236H235V238H237V242H236V246H233V244H232V241L230 240V238L228 237V235L226 234H222V228H220V227H218L217 225H215V221L216 220H218V219H221V220H224L225 218L223 217V216H225ZM56 216V215H55ZM66 216V215H65ZM85 216L87 217V218H85ZM162 216H163V214H162ZM57 217V216H56ZM58 217H59V215H58ZM57 217V218H58ZM69 217V216H68ZM226 217V216H225ZM61 218V220L60 221H62L63 223L64 222H66L68 219H67V216L66 217H64V215L63 216H61V217H59L58 218V220ZM70 218H71V216H70ZM146 218V217H145ZM155 218V217H154ZM169 218V217H168ZM31 220H32V218H30ZM35 219V220H36ZM51 219H53V218H51ZM36 220V221H37ZM96 220V219H95ZM33 221H34V219H33ZM152 221V222H151ZM26 223L25 224H27V220L25 221ZM29 222V221H28ZM69 222H71V220H69V221H67L65 224H68V225H70L69 224ZM74 222V221H73ZM72 222V223H73ZM75 222V223H76ZM91 222H89V223H91ZM148 222V223H149ZM168 222L169 223H171L169 220H168ZM168 222H166V223H168ZM182 222V223H183ZM30 223H32V221L30 222ZM48 223V224H47ZM51 223V222H50ZM71 223V224H72ZM88 223V224H89ZM93 223V222H92ZM161 223V222H160ZM165 223V224H166ZM254 223H258V224H260L261 225V230L260 231H258V233H257V231L256 232H254L255 230H254V228H253V224ZM29 224V223H28ZM35 224V223H34ZM40 224V225H39ZM87 224V225H88ZM18 225V224H17ZM30 225V224H29ZM32 225V224H31ZM36 225V224H35ZM87 225H85V226H87ZM91 224H89L87 227L89 228V226H90ZM111 225V224H110ZM115 225H116V223H115ZM130 225V224H129ZM148 225V224H147ZM162 225V224H161ZM170 225V224H169ZM172 225H173V222H172ZM21 226V225H20ZM20 226L18 227V228H20ZM94 226V225H93ZM93 226L92 227H90L89 229H85V231L86 232H88L89 233V235H87L88 237L89 236H91V235H93V234H95V230H93ZM150 226V225H149ZM156 226V225H155ZM175 226V225H174ZM178 226V225H177ZM30 227H32V226H30ZM67 227V226H66ZM86 227V228H87ZM112 227V226H111ZM115 227H117V225L115 226ZM115 227H114V230H119L118 228L117 229H115ZM154 227V226H153ZM241 227H243V229L247 232L248 231V233L249 234H251V235H249V236H251L250 238L251 239H249L248 241H246L244 238H243V229H241ZM23 228H25L24 227V225H23ZM91 228H92V230H91ZM96 228H98V227H96ZM95 228V229H96ZM105 228V227H104ZM158 228V227H157ZM160 228V227H159ZM180 228V227H179ZM22 229V228H21ZM20 229V230H21ZM34 229H35V227H34ZM34 229H32L31 230V228L29 229L30 231H34ZM155 229V228H154ZM18 230V229H17ZM28 230V231H29ZM88 230H90V232L88 231ZM161 230V229H160ZM25 231H26V228H25ZM97 231V230H96ZM35 232V231H34ZM94 232V233H93ZM105 232V231H104ZM109 232H113V230L112 231H109ZM121 232V231H120ZM21 233H23L22 231H21ZM36 233V232H35ZM90 233H91V235H90ZM93 233V234H92ZM99 233V232H98ZM116 233V232H115ZM118 233H119V231H118ZM153 233V232H152ZM224 233V232H223ZM10 234V233H9ZM14 234H15V232H14ZM17 234V233H16ZM87 234V233H86ZM105 234V233H104ZM140 234H143V232H141ZM148 234V233H147ZM2 235V234H1ZM4 235V234H3ZM33 235V234H32ZM37 235V234H36ZM98 235V234H97ZM100 235V234H99ZM111 235V234H110ZM117 235V234H116ZM20 236V235H19ZM37 236H39V235H37ZM85 236V235H84ZM104 236V235H103ZM102 236V237H103ZM112 236V235H111ZM159 236V235H158ZM18 237V236H17ZM92 237V236H91ZM90 237V238H91ZM95 237V236H94ZM93 237V238H94ZM97 237V236H96ZM117 237V236H116ZM148 237V236H147ZM41 238V237H40ZM87 238V237H86ZM85 238V239H86ZM98 238V237H97ZM112 238V237H111ZM80 239V238H79ZM87 239H89V238H87ZM101 239V238H100ZM117 239H119V238H117ZM140 239V240H141ZM160 239H162V238H160ZM38 240V239H37ZM81 240H84V239H81ZM80 240V241H81ZM105 240V239H104ZM113 240V239H112ZM77 241V240H76ZM90 241V240H89ZM127 241V240H126ZM12 242V241H11ZM33 242H35V241H33ZM38 242V241H37ZM104 242V241H103ZM106 242V243H107ZM16 243H18V242H16ZM16 243H14L15 245H16ZM77 243L79 244V242L77 241ZM86 243V242H85ZM101 243V242H100ZM112 243H113V241H112ZM123 243V242H122ZM22 245H23V243H21ZM26 243H24V245H25ZM28 244V243H27ZM81 244V243H80ZM90 244V243H89ZM102 244H105V243H102ZM116 244H117V246H116ZM42 245V244H41ZM99 245V244H98ZM107 245V244H106ZM27 246H29V245H27ZM32 246H34V243L32 244ZM36 246H37V244H36ZM80 246V245H79ZM83 246V245H82ZM81 246V247H82ZM87 246V245H86ZM91 246V245H90ZM125 248H124V247ZM8 247H10V246H8ZM16 247V246H15ZM23 247V246H22ZM39 247V246H38ZM60 247V246H59ZM58 247V248H59ZM66 247V246H65ZM68 247H70V246H68ZM101 247V246H100ZM122 247H123V249H122ZM7 248V247H6ZM11 248H13L14 249V247H10L9 249L10 250H8V252H6L7 254H5L4 253V255H8V256H6V258H7V260L5 259L4 261H6V263L7 264H40V263H36V262H38L39 260H44V259H50L51 260V262H52V260H55L52 264H80V263H76L75 262V260L73 259L72 260V257L70 256L71 254H69V253H64V252H62L61 251V253H59L58 254V256H51L52 255V253L51 254H47V253H45V252H43V250L41 251L40 249H37V247H36V249L34 250H31V251H25V250H21V253L20 252H17V250H20L19 248L18 249H16L15 248V251H16V253H15V251L12 249L11 250ZM21 248V247H20ZM40 248V247H39ZM57 248V249H58ZM97 248V247H96ZM114 248V249H113ZM8 249V248H7ZM43 249V248H42ZM47 249V248H46ZM52 249V248H51ZM54 249V248H53ZM62 249V248H61ZM88 249H89V246H88ZM100 249V248H99ZM4 250V249H3ZM49 250V249H48ZM48 250H45L44 249V251H48ZM63 250H64V248H63ZM85 250V249H84ZM171 250V249H170ZM24 251V252H23ZM51 251V250H50ZM86 251H87V249H86ZM95 251H99V250H95ZM101 251L103 252V248L101 249ZM100 251V252H101ZM240 251H243V252H245V256H246V258H244L243 259V261H241V262H236V261H231L230 260V258L233 256V257H238L239 256V252ZM4 252V251H3ZM2 252V253H3ZM23 252V253H22ZM53 252H55V251H53ZM59 252V251H58ZM64 253V254H63ZM76 253V252H75ZM74 253V254H75ZM46 254V255H45ZM97 254V253H96ZM100 254V253H99ZM44 255H45V257H44ZM51 257V258H49V256ZM57 255V254H56ZM93 255V254H92ZM46 256H48V258H46ZM5 257V256H4ZM43 257V258H42ZM76 257H78V255L76 256ZM102 257H103V254H102ZM10 260H9V259ZM100 259H101V257H100ZM228 259H229V261H231V262H229L228 261ZM259 259V258H258ZM38 260V261H37ZM83 260V259H82ZM4 261H2V262H4ZM88 261V260H87ZM0 262H1V260H0ZM31 262V263H30ZM39 262H41V261H39ZM48 262V261H47ZM46 262V263H47ZM86 262V261H85ZM90 262H91V260H90ZM5 263V264H6ZM81 263H83L82 261H81ZM87 263H89V262H87ZM94 263V262H93ZM96 263V262H95ZM148 263V264H149ZM51 264V263H50ZM92 264V263H91ZM99 264V263H98ZM141 264V263H140ZM145 264V263H144Z\"/></svg>",
    "mask_w": 264,
    "mask_h": 264
}]
</instances>
